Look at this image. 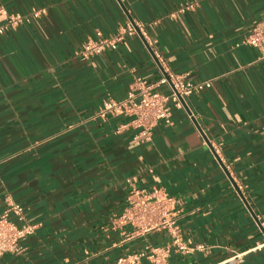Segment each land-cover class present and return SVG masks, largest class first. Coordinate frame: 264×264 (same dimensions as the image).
<instances>
[{
	"label": "crops",
	"instance_id": "obj_1",
	"mask_svg": "<svg viewBox=\"0 0 264 264\" xmlns=\"http://www.w3.org/2000/svg\"><path fill=\"white\" fill-rule=\"evenodd\" d=\"M2 9L24 20L0 34V212L21 203L35 228L0 264H131L161 247L166 264H264V58L242 43L264 0H0V28ZM97 32L122 39L82 58ZM156 52L211 87L146 141L132 116L101 112L159 80ZM131 184L176 198L180 242L121 219Z\"/></svg>",
	"mask_w": 264,
	"mask_h": 264
},
{
	"label": "built area",
	"instance_id": "obj_2",
	"mask_svg": "<svg viewBox=\"0 0 264 264\" xmlns=\"http://www.w3.org/2000/svg\"><path fill=\"white\" fill-rule=\"evenodd\" d=\"M194 4L183 6L180 11L193 8ZM1 12L7 15V23L0 28V34L9 28H15L24 20L21 14L9 13L2 9ZM46 12L45 8L33 9L32 15L39 17ZM142 30V27L139 26ZM128 34H136V27L126 29ZM143 32V31H142ZM145 32H143V36ZM122 39V33L103 36L97 32L95 37L89 38L82 46L79 55L84 58L98 55L110 49H116ZM257 49L261 57L264 58V10L260 20L250 29L249 33L242 40ZM155 57L161 68V77L155 83H150L138 78L131 85L127 95L122 99L110 100L106 103L101 116L106 112L114 115L132 116L134 123L140 128L138 138L150 140L153 127L161 120L170 123L173 108L186 110L187 101L191 95L211 87V81L193 82L185 79L182 75L174 72L164 61L162 55L156 52ZM158 86H165L166 92L157 90ZM188 113V111H187ZM192 117V113H188ZM130 182V180H128ZM128 195V206L121 219L145 232L152 228L161 226H172L176 239L174 243L180 242L179 228L177 227V217L181 211L178 208L177 200L173 196L165 193L160 188L146 191L131 184ZM19 223L26 225L20 226ZM25 208L21 203L9 202L0 212V259L6 253H20L23 250L21 239L31 233L35 226L27 224ZM148 249V248H147ZM170 253V247L154 248L133 254L131 259L124 258L122 261L138 264L143 258L152 259L156 264H166Z\"/></svg>",
	"mask_w": 264,
	"mask_h": 264
}]
</instances>
